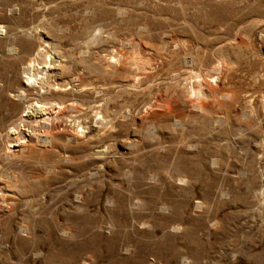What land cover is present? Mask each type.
I'll use <instances>...</instances> for the list:
<instances>
[{"label": "rangeland", "instance_id": "1", "mask_svg": "<svg viewBox=\"0 0 264 264\" xmlns=\"http://www.w3.org/2000/svg\"><path fill=\"white\" fill-rule=\"evenodd\" d=\"M39 43L83 130L15 158ZM0 134V264H264V0H0Z\"/></svg>", "mask_w": 264, "mask_h": 264}, {"label": "bare ground", "instance_id": "2", "mask_svg": "<svg viewBox=\"0 0 264 264\" xmlns=\"http://www.w3.org/2000/svg\"><path fill=\"white\" fill-rule=\"evenodd\" d=\"M14 51L15 48L10 49V52ZM32 55L33 56L29 57L23 68L24 80L22 79L20 82V90H18V94H16V96L22 101V111L17 119L8 125L7 130L4 133L7 138L6 153L15 158H21L25 155V152L32 148L33 141H36L37 144H45V146L51 142V135L49 136L48 134L46 138L41 139L36 133L38 129L43 128L44 131L58 128L70 130L76 127V133L83 130L81 126V115L74 103L67 105V107L63 109L62 105L60 106L59 103L55 102L48 105L47 103H42L43 101L34 102L35 100L33 101L31 96H29V91L32 89H37L38 93H40L39 91L42 89L48 90L51 87L62 89L66 87V84L57 83L50 79L53 60L51 55H47L45 46H43L42 43H39L36 47V51L33 52ZM126 56L127 55L121 53L119 57L115 58V56L112 55L106 58V64L113 67L115 70H124L127 64ZM221 74L222 70H219V77ZM125 84L126 86H132V79L128 77ZM186 85L185 88L191 93V97L195 95L198 96L197 94L200 93L199 89L203 93L206 90H212L210 84L204 82L198 85L197 82L190 81L186 83ZM192 105L196 108H200L202 103L196 101L192 102ZM102 106L103 105L99 106L97 109H101ZM110 121L111 120L107 118V115H105L101 117L98 123L102 126H106ZM79 126L81 127L80 129L78 128ZM77 129L79 130L77 131ZM2 135L3 134H0V138ZM5 196L6 194L0 189V208L3 207L2 201Z\"/></svg>", "mask_w": 264, "mask_h": 264}]
</instances>
